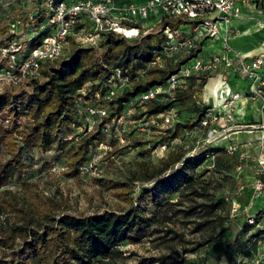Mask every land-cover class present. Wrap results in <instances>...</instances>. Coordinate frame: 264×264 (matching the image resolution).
<instances>
[{"label":"trees","instance_id":"trees-1","mask_svg":"<svg viewBox=\"0 0 264 264\" xmlns=\"http://www.w3.org/2000/svg\"><path fill=\"white\" fill-rule=\"evenodd\" d=\"M51 2L56 5L58 0H31L27 8H14L7 19H0V48L13 40L25 44L28 51L39 46L54 30L47 23ZM185 23L181 18L164 17L151 33L140 32L132 39L103 32L96 46L82 44L70 36L67 39L68 52L52 62L40 63L39 76L28 77L16 87L3 88L0 91V189L23 174L25 156L33 151H54L56 158L63 160L67 177L80 175V168L89 165L90 155L100 143V135L107 131L106 124L120 117L124 105L133 98L140 101L141 95L152 88L164 86L171 75L196 57L203 42L174 65L155 62L170 42L164 31H175ZM116 71H119L123 84L114 97L106 101L105 95L116 83ZM189 77L191 84L185 90L177 92V88L171 94L140 102L145 107L143 115L158 116L171 104L183 106L197 91L193 89L196 80H199L198 91L207 82V77L199 74ZM120 89L124 91L117 97ZM174 94L176 96L172 97ZM93 101L97 106L91 105ZM86 106L107 109L106 116L100 118L103 120L101 128L97 132H85L76 141L67 140L64 137L72 131L70 127H75L76 115L91 118L84 110ZM210 108L196 109L191 124L177 125L164 140L175 139L182 129L201 127ZM207 149V152L218 154L217 161L225 160L227 164L237 161L241 154L236 152L228 157L223 148L210 146ZM116 152V149L108 152L106 158ZM182 157L171 152L158 165L138 162L124 182L94 180L113 191L114 196L127 205L122 211L102 210L80 216L64 212L54 216L47 202H32L30 207H23L9 192H0V215L10 211L17 219V223H0V264H117L123 243H140L160 233L163 235L160 238L162 245L170 252L151 259L147 264H191L170 256L175 253L178 242H182V234L174 230L172 220L177 218L180 222L204 214L205 222L198 224V229L204 225L218 227L229 221L220 214L215 216L218 209L224 208L226 200L206 202L207 189L197 190V185L204 184V180L199 181L201 176L191 172L198 162L193 159L183 162ZM165 174L169 177L170 193L181 191L185 197L196 194L200 203L186 211L180 210L176 208L178 202H163L151 188H141L134 196L138 184L160 180ZM23 186L27 187L26 184ZM236 186V190L240 189V183ZM149 207L153 208L152 212H148ZM224 230L214 231L185 251L193 254L208 247L219 240Z\"/></svg>","mask_w":264,"mask_h":264},{"label":"rangeland","instance_id":"rangeland-1","mask_svg":"<svg viewBox=\"0 0 264 264\" xmlns=\"http://www.w3.org/2000/svg\"><path fill=\"white\" fill-rule=\"evenodd\" d=\"M30 1L0 0V19H7L9 12L14 8H27ZM71 29L75 41L82 44H85L83 40L87 34L93 31L86 17L80 18ZM261 31L264 32V27ZM243 33V29L233 32L229 41H237L244 36L249 37L254 34L251 32L243 35ZM240 45L243 46L242 49L248 47L244 54H249V57L245 60L256 56L251 49L253 42ZM260 45L264 46V43ZM227 46L231 49L228 43ZM69 48L68 44L66 52ZM190 50V40L174 39L165 45L155 62L161 65H174L187 57ZM208 59L209 57L205 58ZM216 75L214 72L199 74L207 77L206 84L198 91L199 80H196L193 89L197 91L183 106L171 104L158 116L143 115L145 107L138 98L129 100L124 105L120 117L106 124L107 131L100 135V143L88 160L87 171L77 177L66 176L63 160L56 158L57 154L54 151L44 153L33 151L25 156L23 174L9 186L1 188L0 192H9L16 203L23 207H30L29 203L32 202L42 204L47 202L54 216L64 212L80 216L102 210L122 211L127 205L115 197L113 191L105 189L94 180L124 182L130 177V172L135 170L138 162L158 165L161 160L168 158L171 152H176L183 156V162L188 159L198 162L191 172L201 176L199 181L204 180V184L197 185V190L202 187L207 189L206 202L225 199L224 208L218 209L215 216L220 214L228 218L229 222L218 227L204 225L198 229V224L205 222L204 214L194 215L191 219H181L180 222L177 218L173 219L172 226L178 234H182V242H178L174 249L175 253L170 256L177 260H186L191 264H264V210L257 211L258 206L264 203L253 199L250 192L251 184L257 178L256 159L260 150L254 132L260 124L221 119L218 124L210 127L214 131L211 137H207V130L195 126L191 129H182L173 140H164L169 136L168 132L177 125L191 124L195 119L196 109L210 104L205 88ZM241 82L247 85L246 82ZM190 84V77L181 78L177 92L185 90ZM5 87L6 85L1 84L0 90ZM123 91L120 89L117 97H120ZM242 95L240 97L254 100L249 99L251 97L249 94ZM175 96L174 94L172 97ZM92 103L97 106L95 101L91 102V105ZM76 117L75 127H70L72 131L64 137L68 138L67 140L76 141L85 132H97L103 124V120L100 119H92L84 115H76ZM166 119L169 121L166 122ZM246 142L253 144L248 146ZM210 146L224 150L229 146L234 147L233 154L226 152L228 157L236 152L241 154L237 161H229L227 164L225 160L217 161L218 154L215 151L207 152ZM114 149L117 150L116 154L107 159L106 154ZM98 157L99 159H96ZM168 178L165 174L160 180L142 182L135 187L133 194L138 195L141 188H151L160 200L178 202L179 206L176 208L184 211L200 203L196 194L185 197L180 194L181 191L170 193ZM238 183L240 189L236 190ZM24 184L27 187H24ZM152 211L153 208L149 207L148 212ZM5 222L17 223L16 215L10 211L2 213L0 223ZM220 229L225 230L218 241L193 254L185 251ZM162 236L160 233L149 239H143L140 243H123L120 246L122 255L118 258L117 264H147L151 259L168 254L170 249L162 245L160 239Z\"/></svg>","mask_w":264,"mask_h":264},{"label":"built area","instance_id":"built-area-1","mask_svg":"<svg viewBox=\"0 0 264 264\" xmlns=\"http://www.w3.org/2000/svg\"><path fill=\"white\" fill-rule=\"evenodd\" d=\"M252 1L256 0H145L140 4H128L121 7L117 5L118 0H81L77 2L58 0L56 5L51 2L47 23L54 27V30L39 46L28 51L25 44L13 40L0 48V86L4 84L16 87L28 77L39 76L40 63L52 62L64 56L68 47L67 39L73 36L71 28L82 17H86L93 26V32L87 34L83 43L92 46L97 45L100 34L103 32H113L132 39L138 37L140 32L151 33L164 17L181 18L187 23L175 31L168 29L164 31L170 42L177 38L190 40L192 49L199 42L219 39L221 51L213 54L206 61L197 57L192 58L181 66L176 74L171 75L164 86L152 88L141 95L140 102L146 103L159 95L175 92L180 79L193 74L214 72L226 78L227 75L233 73L250 82L247 94L251 96V99L259 100L260 111L264 112V59L254 57L246 61L245 58L230 51L227 46L231 20L241 18L237 8L238 3L249 5ZM115 79L116 83L113 84V88L105 95L104 100L106 101L111 100L123 84L119 71H116ZM118 83L120 85H117ZM240 96L237 92L229 94V90L225 94L224 90L219 92L220 103L208 110L200 124L201 128L207 129V137L214 135V131L210 129L212 125L218 124L221 119L226 121L232 119L222 117L232 115L234 103ZM84 110L89 117L99 119L105 117L107 112L104 107L86 106ZM168 121L166 119V122ZM256 143L260 154L256 159L257 178L251 184L252 197L256 201L264 203V134L259 136ZM252 144L251 142L246 143L248 146ZM233 151L235 148L231 146L226 150L228 154H233ZM86 171L87 167L80 168L81 174ZM263 210L264 204H260L257 211Z\"/></svg>","mask_w":264,"mask_h":264},{"label":"crops","instance_id":"crops-1","mask_svg":"<svg viewBox=\"0 0 264 264\" xmlns=\"http://www.w3.org/2000/svg\"><path fill=\"white\" fill-rule=\"evenodd\" d=\"M145 0H118V6H126L128 4H140ZM239 13L241 14L240 19H232L230 23V30L228 32L227 43L230 45V51H233L235 54L243 58L249 57V54H244L247 48L242 49L241 43L253 42L251 47L252 53L256 55L255 57H262L264 59V46L260 45L264 43V32L261 31L264 27V1L257 0L254 3L245 5L244 3L239 2L237 5ZM93 27V26H92ZM244 30V34L254 33L251 36H244L240 40H230V35L233 32ZM260 29V30H259ZM221 42L219 39L207 40L200 45V51L196 55L197 58L205 60L206 57H210L213 54L219 53L221 51ZM234 49V50H233ZM250 49V50H251ZM207 55V56H206ZM252 55V54H251ZM217 74V73H216ZM246 82L247 85L245 83ZM225 82H227L225 84ZM221 85V86H220ZM250 82L246 79H241L238 76H235L233 73L227 75L226 78H223L221 75L217 74L214 78L211 79V82L206 85L205 90L208 93L209 105L210 107H216L220 103L218 99V94L224 90V94L229 90V94H234L235 92L239 93L242 96H245L249 90ZM242 93V94H241ZM226 97V96H225ZM251 99V98H249ZM222 118H232L240 122L246 123H258L257 131L254 132V138L258 139L261 134H264V112L260 111V102L259 100H248L247 98L240 97L234 103V110L231 116L222 117ZM246 138V136H244ZM248 143V142H246ZM259 207V206H258Z\"/></svg>","mask_w":264,"mask_h":264}]
</instances>
